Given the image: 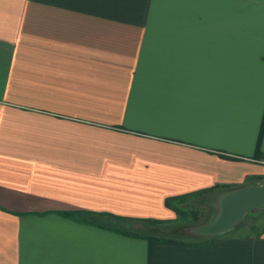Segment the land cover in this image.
<instances>
[{"label":"crops","instance_id":"crops-1","mask_svg":"<svg viewBox=\"0 0 264 264\" xmlns=\"http://www.w3.org/2000/svg\"><path fill=\"white\" fill-rule=\"evenodd\" d=\"M158 2L0 0V264H264V230L151 246L64 215L263 185L264 0Z\"/></svg>","mask_w":264,"mask_h":264},{"label":"trees","instance_id":"trees-1","mask_svg":"<svg viewBox=\"0 0 264 264\" xmlns=\"http://www.w3.org/2000/svg\"><path fill=\"white\" fill-rule=\"evenodd\" d=\"M262 131L263 129L261 130L260 137L257 143V149H256V154H255L256 157H261L263 155L261 148H260ZM220 187H226V186L217 185V186H213L210 188L202 189V190L184 194V195L168 197L166 199V205L177 214V219H175V221L176 220L184 221L189 217H192L193 220L197 221L200 216L199 211L196 209L187 208L186 203L201 195H205V194L215 195V191L219 189ZM64 215L71 219L79 221L81 223L95 225L101 228L111 230L113 232H117V233L127 235L130 237H134V238L146 239L149 241L151 246L154 244H177V245H185V246H204V245H208L213 242H216L217 240H219V238H221V237H214V238L206 239L203 241L188 242V241H184L181 239H177L176 237L172 235H159L154 232H149L143 228H136L132 226V224L137 223V224L143 225L144 227H147V226L169 224L174 221L165 222V221H159L155 219L131 218V217L115 215L112 213H93L89 211H69V212H65ZM194 226L196 225L181 226V227L179 226L177 229L172 228L171 230L172 231H175V230L186 231V233L192 236L203 237V236H198L192 233V228Z\"/></svg>","mask_w":264,"mask_h":264},{"label":"rangeland","instance_id":"rangeland-1","mask_svg":"<svg viewBox=\"0 0 264 264\" xmlns=\"http://www.w3.org/2000/svg\"><path fill=\"white\" fill-rule=\"evenodd\" d=\"M164 4L159 0L156 3V8L152 11L153 17L162 18L163 16H172L171 10H164L162 7ZM170 13V14H169ZM264 185V179H263ZM186 207L190 209H196L199 211L200 216L199 219L193 220L192 217L187 218L186 220H176L169 224H162V225H155V226H147L144 227L141 224L134 223L132 224L133 227L136 228H143L149 232H154L159 235H172L177 239H181L188 242L193 241H203L206 239H211L214 237H222V236H246V235H259L260 232L264 228V206L262 208H252L250 209L243 219L240 221L232 229L228 230L227 232L211 235V236H203V237H195L192 236L186 231L175 230L172 231L171 229H177L179 226H189V225H199L211 222L217 213L218 205L216 202V197L213 194H205L199 197H196L186 203Z\"/></svg>","mask_w":264,"mask_h":264},{"label":"water","instance_id":"water-1","mask_svg":"<svg viewBox=\"0 0 264 264\" xmlns=\"http://www.w3.org/2000/svg\"><path fill=\"white\" fill-rule=\"evenodd\" d=\"M218 210L215 218L192 228L198 236H211L224 233L243 219L252 208L264 206V185L246 186L228 191L217 198Z\"/></svg>","mask_w":264,"mask_h":264}]
</instances>
